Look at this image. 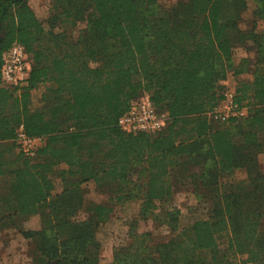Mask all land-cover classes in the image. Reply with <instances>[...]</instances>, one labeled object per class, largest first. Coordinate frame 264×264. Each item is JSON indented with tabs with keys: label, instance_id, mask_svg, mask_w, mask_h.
<instances>
[{
	"label": "trees",
	"instance_id": "trees-1",
	"mask_svg": "<svg viewBox=\"0 0 264 264\" xmlns=\"http://www.w3.org/2000/svg\"><path fill=\"white\" fill-rule=\"evenodd\" d=\"M54 1L59 13L48 25L29 0H0V224L48 210L42 230L23 233L36 264H264V31H256L264 0H253L249 31L239 26L249 0ZM77 19L88 26L73 42L63 24ZM249 40L257 47L253 77L236 86L246 117L211 120L229 75L248 71V59L235 67L233 57ZM15 42L32 68L25 86L8 88L3 55ZM143 94L169 122L156 134H126L119 119ZM21 124L44 138L34 158L14 153ZM185 178L207 218L166 242L137 236L102 262L97 230L112 206L91 204L89 218L79 219L82 184L104 183L111 203L140 198L147 217L173 197L169 182ZM165 212L161 220L175 230L178 212ZM223 233L231 259L220 251Z\"/></svg>",
	"mask_w": 264,
	"mask_h": 264
},
{
	"label": "rangeland",
	"instance_id": "rangeland-1",
	"mask_svg": "<svg viewBox=\"0 0 264 264\" xmlns=\"http://www.w3.org/2000/svg\"><path fill=\"white\" fill-rule=\"evenodd\" d=\"M177 1L186 0H160L164 7H170ZM54 2V0H29V5L43 23L51 25L49 23H51L53 17L59 13ZM254 5V1L249 0V9L242 15L239 26L243 31H249L252 28V11ZM72 23H74L73 26L71 25ZM58 25L59 24L56 26L57 28ZM63 25L69 39L73 42H76L81 37L82 32L85 31L88 26L87 22L81 19H77L75 22L71 20ZM256 31H264V20L258 21ZM256 56L257 47L252 40H249L246 46L239 45L234 49L233 63L235 67L240 66L242 64L241 61L246 58L249 60V63L244 65V68L248 71L243 72L238 77L233 76L231 73L228 80L223 84L225 89L227 87L236 88L238 83L252 79L254 73L253 63L256 61ZM244 117H246V114L242 118ZM14 151V153L20 152L17 143ZM258 158L264 169V153L260 154ZM193 169V172L197 173L200 170V168L196 166H194ZM244 176L243 173L236 174V178L239 179ZM51 177L55 182V193H61L66 183L59 177L58 171L52 173ZM169 184L172 185L173 197L167 203L155 202V208L152 214L147 217L141 215L140 208L142 200L140 198H132L122 203H111L110 199L113 195L110 188L104 183L89 181L82 184L84 206L79 213V219L89 218L90 212H88V207L91 204L103 203L112 206L111 218L107 222L100 224L97 230L96 238L101 244L100 252L102 262H111L113 253L116 249L125 248L131 244L135 245V242L137 243V236L149 234V239L155 240V242H166L179 234L182 229L189 228L196 221L207 218V207L203 204L204 202L202 203L196 197L193 191L191 178H185L177 182L171 180ZM2 186L3 181H0V189ZM171 210H176L178 212V226L175 230H170L166 224L167 222L161 220L165 217V211ZM2 239L6 240L7 248L0 253V264H36L35 250L28 242L23 241L21 236L15 233L1 234L0 232V240ZM218 240L220 251L228 259H231V255L226 246L228 242L227 234H220ZM1 242L2 241H0V245Z\"/></svg>",
	"mask_w": 264,
	"mask_h": 264
},
{
	"label": "built area",
	"instance_id": "built-area-1",
	"mask_svg": "<svg viewBox=\"0 0 264 264\" xmlns=\"http://www.w3.org/2000/svg\"><path fill=\"white\" fill-rule=\"evenodd\" d=\"M32 68L31 57L25 46L19 42L13 43L3 55L1 70L2 84L8 88H20L26 85ZM247 111L240 108L236 101V88L227 87L223 92L221 102L211 111L209 119L226 122L242 118ZM169 115L160 112L148 94H143L131 102L129 109L120 117L119 127L126 133L156 134L162 131L169 122ZM15 141L20 152L28 158H34L44 143V138L30 136L21 124L16 131Z\"/></svg>",
	"mask_w": 264,
	"mask_h": 264
},
{
	"label": "crops",
	"instance_id": "crops-1",
	"mask_svg": "<svg viewBox=\"0 0 264 264\" xmlns=\"http://www.w3.org/2000/svg\"><path fill=\"white\" fill-rule=\"evenodd\" d=\"M47 212L48 210L44 212V210L39 208L37 212H35V214L14 216L11 218V220L8 223L0 224V232L1 234L15 233L21 236L22 240L28 242L35 250L34 244L30 240L26 239L23 236V233L26 231L42 230L45 222V218L47 216L46 215ZM0 241H2L0 245V253H1V251L6 250L7 242L5 239H2Z\"/></svg>",
	"mask_w": 264,
	"mask_h": 264
}]
</instances>
